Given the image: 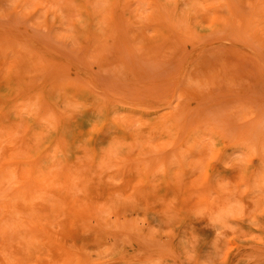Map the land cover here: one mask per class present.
I'll list each match as a JSON object with an SVG mask.
<instances>
[{
	"label": "rangeland",
	"instance_id": "obj_1",
	"mask_svg": "<svg viewBox=\"0 0 264 264\" xmlns=\"http://www.w3.org/2000/svg\"><path fill=\"white\" fill-rule=\"evenodd\" d=\"M0 264H264V0H0Z\"/></svg>",
	"mask_w": 264,
	"mask_h": 264
}]
</instances>
